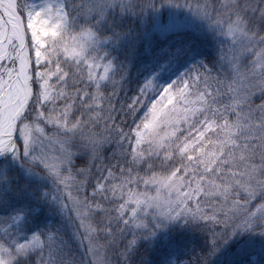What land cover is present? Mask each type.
I'll return each mask as SVG.
<instances>
[{
    "label": "snow or ice",
    "instance_id": "1",
    "mask_svg": "<svg viewBox=\"0 0 264 264\" xmlns=\"http://www.w3.org/2000/svg\"><path fill=\"white\" fill-rule=\"evenodd\" d=\"M0 264H264V0H0Z\"/></svg>",
    "mask_w": 264,
    "mask_h": 264
}]
</instances>
